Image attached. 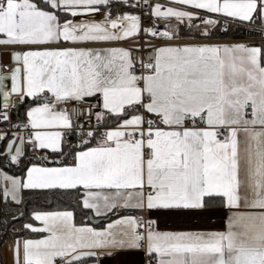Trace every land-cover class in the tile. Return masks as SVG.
Returning <instances> with one entry per match:
<instances>
[{
    "label": "snow or ice",
    "instance_id": "6c2138e0",
    "mask_svg": "<svg viewBox=\"0 0 264 264\" xmlns=\"http://www.w3.org/2000/svg\"><path fill=\"white\" fill-rule=\"evenodd\" d=\"M142 2L148 25L112 12L141 0H0L11 65L0 70V123L27 105L14 126L28 130L0 155L19 165L26 145L45 153L22 176L0 169V203L21 204L25 190L75 201L34 212L38 223L19 231L38 236L13 238L12 264L133 252L145 264H264V0ZM234 24L260 42L236 39ZM88 98L100 101L91 128L67 107L82 118ZM77 209L117 218L98 230L78 225ZM217 216L219 229L160 228Z\"/></svg>",
    "mask_w": 264,
    "mask_h": 264
},
{
    "label": "trees",
    "instance_id": "16d2710c",
    "mask_svg": "<svg viewBox=\"0 0 264 264\" xmlns=\"http://www.w3.org/2000/svg\"><path fill=\"white\" fill-rule=\"evenodd\" d=\"M135 11L138 13L137 8L128 7L127 5H114L112 7L113 14ZM247 26L241 25H232V30L236 31L238 28H241L243 31L242 35L237 36L236 38H242L245 35V30ZM231 35V34H230ZM228 38V37H225ZM27 105H20L17 108L13 109L11 114V124L22 125L25 119V111ZM2 125H6V122ZM15 127V126H14ZM22 127V126H21ZM10 135L5 136V140L0 141V153H4V145L6 140ZM73 143L76 142V137H71ZM43 151H33L32 147L27 148L25 156L21 158L22 162L19 165H14L10 163L9 158L6 155H0V168L7 171L13 175H23L24 170L27 166H30L29 161L37 162V158L44 155ZM3 182L0 180V188H2ZM23 202L19 205L14 202L0 203V264L2 262L1 247L7 239H13L14 237H29V236H38V234L31 233L28 231H19L22 228V225L25 223L34 222L32 220V214L35 211H58L64 210L71 206L74 207L75 201L69 200L66 197H61L54 195L51 192L47 191H33L25 190L22 194ZM21 213L23 215H21ZM13 216L18 217V219H13ZM113 217V216H112ZM7 221V224L4 222ZM89 221V214H81L80 211L76 210V223L84 224ZM15 230V231H14ZM6 233V234H5Z\"/></svg>",
    "mask_w": 264,
    "mask_h": 264
},
{
    "label": "crops",
    "instance_id": "0c3cea01",
    "mask_svg": "<svg viewBox=\"0 0 264 264\" xmlns=\"http://www.w3.org/2000/svg\"><path fill=\"white\" fill-rule=\"evenodd\" d=\"M151 2L152 3L159 2L161 4H166L167 0H151ZM127 12L131 13V14H136V12L133 10L127 11ZM117 14H120V13H117ZM95 18L100 19V16L97 15ZM225 39H227V38H225ZM236 39L241 40L240 38H236ZM249 43H251V42H249ZM0 51L3 53H6L7 49H0ZM9 60H10V58L8 56L2 54L3 65H5V64L10 65ZM88 99H92V98H88ZM15 133H20V134H23L25 136H27V134H28V132H26L24 128L18 130ZM13 134L5 142L4 151H3L4 153L7 152V144L9 142V140L12 139ZM28 146L31 147V145H26L25 146V153H26ZM37 151H40V150H37ZM2 171L8 175H11V176H17V177L20 176V175L10 174L5 170H2ZM41 212H49V211H41ZM93 216L95 218H107V219L105 221H102V222L97 223V224L92 223V222H86L82 225L94 227V228L99 230V229H103L104 227H106L107 223H109L110 221L115 220L117 218L116 216L112 217V215H110L108 217H96L93 214ZM31 223H38V222H31ZM78 225H81V224H78ZM222 226H223V219L220 216L215 217L211 222H208L207 218L190 219V218H184V217H171V218H167V219L163 220L160 224L161 230H183V229H187V228H211V227L219 229V228H222ZM18 238H21V237H18ZM29 238H37V236H29ZM12 242H13V239H7L1 247V255H2L3 264H12V255H11V252L9 250ZM106 264H145V261H144V256L142 253L133 252V253H129L127 255L120 256L115 261H107Z\"/></svg>",
    "mask_w": 264,
    "mask_h": 264
},
{
    "label": "built area",
    "instance_id": "2783aa9c",
    "mask_svg": "<svg viewBox=\"0 0 264 264\" xmlns=\"http://www.w3.org/2000/svg\"><path fill=\"white\" fill-rule=\"evenodd\" d=\"M129 3L131 4H135L136 0H129ZM138 9V13L137 15H142V14H146L147 10H148V6L144 5L142 0H141V6L140 7H135ZM142 19H143V23L145 25H148L150 23V21L146 18V15H142ZM248 31H249V26L246 27L245 30V35L244 37L240 38L242 41H247V42H251V43H259L260 42V37L255 36V35H248ZM10 65L9 64H5L3 66V68L1 69L4 73H7L9 70ZM100 103V101L97 98H92L89 99L88 103H81V104H77L76 107L78 109H82L84 112V115L82 118H78L77 115L75 113H72V105L71 103L68 104V109L70 111V113L72 114V118L78 120V122L80 124H84L86 125L88 128H91L92 125V117L97 109V105ZM12 111H10V122H6V125H2L3 123H0V134H3L4 136L6 135H12L13 133L17 132L18 130L22 129L23 127H14L11 124V114ZM26 132H28L27 129H25Z\"/></svg>",
    "mask_w": 264,
    "mask_h": 264
},
{
    "label": "water",
    "instance_id": "95a60500",
    "mask_svg": "<svg viewBox=\"0 0 264 264\" xmlns=\"http://www.w3.org/2000/svg\"><path fill=\"white\" fill-rule=\"evenodd\" d=\"M2 54H3V52L0 51V62H2ZM6 83L10 86V81H6ZM106 219L107 218H95L93 216V214H89V220H90V222L95 223V224L100 223L102 221H105Z\"/></svg>",
    "mask_w": 264,
    "mask_h": 264
},
{
    "label": "rangeland",
    "instance_id": "374dc122",
    "mask_svg": "<svg viewBox=\"0 0 264 264\" xmlns=\"http://www.w3.org/2000/svg\"><path fill=\"white\" fill-rule=\"evenodd\" d=\"M11 136V135H10Z\"/></svg>",
    "mask_w": 264,
    "mask_h": 264
}]
</instances>
